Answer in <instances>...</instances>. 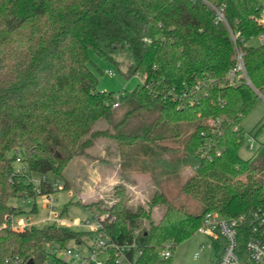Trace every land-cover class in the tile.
I'll use <instances>...</instances> for the list:
<instances>
[{
  "label": "trees",
  "instance_id": "1",
  "mask_svg": "<svg viewBox=\"0 0 264 264\" xmlns=\"http://www.w3.org/2000/svg\"><path fill=\"white\" fill-rule=\"evenodd\" d=\"M261 6L256 0H0V264L14 257L21 264H66L53 250L94 238V232L53 224L24 231L3 225L7 216L19 213L9 200L26 191L33 195L15 172L16 158L28 174H51L67 187V167L99 138L115 141L118 148L139 146L141 154L153 156L154 150L176 153L161 142L183 135L181 155L163 173L192 169L180 192L198 206L195 211L161 193L148 204L162 206L157 221L150 211L132 210L122 201L107 209L75 202L88 213L107 214L101 231L112 242L135 246L139 253L132 264H171V256L159 257L160 249L170 243L172 252L207 213L231 219L264 210V138L252 157L238 154L246 137L240 121L257 101L256 92L264 97V45H245L261 32L252 19ZM215 8H222L224 22H215ZM228 28L243 39L239 46L252 87L209 88L192 105L172 101L168 92H179L184 84L222 81L234 63ZM123 47L132 57L124 77L139 76L143 83L123 92L119 106L125 111L114 121L115 93L97 90L89 52L110 60ZM143 117L131 127L133 119ZM209 119H220V136L212 134ZM100 120L113 132L94 129ZM262 129L247 135L256 140ZM205 141L210 149L202 156ZM40 187L47 192V185ZM211 248L216 262L222 242ZM100 260L115 264L111 251Z\"/></svg>",
  "mask_w": 264,
  "mask_h": 264
},
{
  "label": "rangeland",
  "instance_id": "2",
  "mask_svg": "<svg viewBox=\"0 0 264 264\" xmlns=\"http://www.w3.org/2000/svg\"><path fill=\"white\" fill-rule=\"evenodd\" d=\"M256 1L258 4L264 5V0ZM252 44L255 45L256 42L253 41ZM110 58V60H102L91 51L89 52V59L96 68L93 71L97 78V90L114 93L132 91L139 80L135 75L130 78L124 77L125 70L132 61L130 51L123 47L122 50L114 52ZM109 71L114 75H109ZM124 111V105L113 109V120L117 121ZM150 115L152 114H148L146 119L151 117ZM142 121H145V117L133 119L131 127ZM261 125H264V100L258 96L251 110L240 121V127L246 133L245 140L238 151L242 159H248L256 154L258 141L264 138V129L258 132L253 149L249 148L246 141L247 134H253ZM94 129H107L113 132L112 127L101 120L95 124ZM183 134L185 135V132ZM182 139L183 135L182 138L175 141L170 139L161 142L164 146L177 149L176 153L164 152L161 154L154 150L157 154H153V156L141 154L139 146L118 148L116 142L111 139H97L94 145L87 150L86 156L73 159L67 167L65 171L67 187L71 189L73 195L67 198L66 191H60L55 195L59 210H65V217L71 220L88 219L93 221L90 213H95L103 219L107 214L97 212L95 209L90 213L85 212L75 205L76 201L81 204L97 202L100 209H107L114 203L122 201L126 207L132 210L142 207L144 210L150 211L151 219L157 221L163 211L162 206L155 205L150 208L148 204L153 194L161 193L168 200L185 204L188 211H195L198 206L180 192L182 183L191 176L192 169L182 167L175 175L163 173L167 170L166 166L181 155ZM12 155L13 152L7 154L8 157ZM12 164L14 169H19L22 166L16 162ZM89 165H92V168ZM41 176L32 173L33 178L37 179ZM43 176L52 178L51 174ZM120 190L121 194L118 193ZM34 200L37 205V214H28L29 205L22 203L18 197L10 199L8 204L12 209L20 210L18 214L20 218L28 217L32 221L44 216L41 199ZM71 246L75 247V245ZM199 248L202 250L194 258V253L198 252ZM215 258V252L209 247L208 240L199 234H193L176 245L171 252V264H214Z\"/></svg>",
  "mask_w": 264,
  "mask_h": 264
},
{
  "label": "built area",
  "instance_id": "3",
  "mask_svg": "<svg viewBox=\"0 0 264 264\" xmlns=\"http://www.w3.org/2000/svg\"><path fill=\"white\" fill-rule=\"evenodd\" d=\"M214 11L215 22H224L222 8H215ZM252 19L261 29V32L257 37L245 43V45L262 46L264 45V5L261 6L258 14ZM228 33L234 49V63L222 81L207 78L203 81H196L192 85L184 84L179 92H174V90L168 92V97L172 101L179 100L185 105H192L205 97L209 88L237 87L240 84L252 87L244 68V53L239 46L243 39L238 31H233L228 28ZM253 41L256 42L255 45L252 44ZM108 74L114 75L110 71ZM136 77H138L139 84L143 83L141 77ZM123 92L120 91L114 94L115 100L111 105L112 109L119 107V98L123 95ZM256 94L264 100L263 96L257 92ZM207 126L211 129L212 134L217 136L221 135L220 119H209ZM233 130L237 131V127L235 126ZM247 137L246 141L249 144V148L253 149L255 140L250 135H247ZM209 149L210 142L205 141L200 149L201 155H208ZM214 154L219 156L220 151L216 149L214 150ZM15 162L19 163L20 161L16 158ZM15 172L30 186V191L33 194L30 196L26 191L18 197L22 203L29 205L28 214H37V205L34 199L39 198L41 199V208L44 211V216L31 221L28 217L24 219L20 218L19 213L11 214L6 217L7 228L15 231H24L32 227L39 228L44 225L53 224L58 227L71 228L77 231H91L96 234L93 239L85 244L80 243L75 245V247L69 245L65 248L53 250V253L66 264H103L100 256L108 251L112 252L115 264L133 263L134 257L139 251L136 250L133 244H118L107 238L104 232L101 231L102 226L100 221L104 220L103 218L91 215L93 221L88 219L79 221L65 217V210H59L58 200L55 195L60 191H66L67 196L71 197L73 193L70 188L64 186L62 181L53 177L49 179L43 175L37 179L33 178L32 174H28L23 166L15 169ZM42 184L47 185V192H42L40 187ZM33 207L35 208V212H32ZM194 234L205 237L209 242V247L212 246L213 242H222L220 257L214 264H264V210H255L231 219L222 218L217 213H207L202 218ZM201 250L202 248H199L193 257L196 258ZM158 255L162 259L169 258L171 256L170 243H166L160 249ZM7 263L21 264L22 261L14 257L9 258Z\"/></svg>",
  "mask_w": 264,
  "mask_h": 264
},
{
  "label": "water",
  "instance_id": "4",
  "mask_svg": "<svg viewBox=\"0 0 264 264\" xmlns=\"http://www.w3.org/2000/svg\"><path fill=\"white\" fill-rule=\"evenodd\" d=\"M27 264H32L31 260H29Z\"/></svg>",
  "mask_w": 264,
  "mask_h": 264
},
{
  "label": "crops",
  "instance_id": "5",
  "mask_svg": "<svg viewBox=\"0 0 264 264\" xmlns=\"http://www.w3.org/2000/svg\"><path fill=\"white\" fill-rule=\"evenodd\" d=\"M90 166V168H92V165H89ZM67 198H68V196H67ZM20 211V210H19ZM86 212V211H85ZM84 220H86V219H84Z\"/></svg>",
  "mask_w": 264,
  "mask_h": 264
}]
</instances>
